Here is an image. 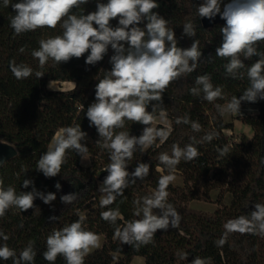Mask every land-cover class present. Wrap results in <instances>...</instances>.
<instances>
[{
	"label": "clouds",
	"instance_id": "obj_1",
	"mask_svg": "<svg viewBox=\"0 0 264 264\" xmlns=\"http://www.w3.org/2000/svg\"><path fill=\"white\" fill-rule=\"evenodd\" d=\"M89 0H3V7H11L15 15L9 18V26L14 36L37 29H56L59 25L62 34L41 38L38 48L31 50V56L43 69L51 60L53 66L69 62L72 58L84 57L85 64L95 66L108 54L109 47L113 54L109 58L110 70L103 69V77H94V102L89 104L84 113L89 127H94L98 134L95 145L107 152L108 163L103 172L107 175L99 184L97 191L101 194L99 206L106 209L100 212V218L108 222L114 230V239L120 244H128L139 249L154 244L157 230L167 231L170 227L180 229L182 215L169 202V185L176 180L177 166L191 162L200 155L197 145L211 143L219 137V132H207L196 140L181 147L173 143L171 154H159V162L167 170L157 180L155 190L132 201V215L136 219L118 223L122 218L120 208L111 207L118 198L120 203L127 200L125 190L145 180L150 174L149 163L137 161L134 170L129 171L130 162L136 152H143L153 146L157 140L161 143L168 140L171 128L156 127L157 115L166 118L163 105V94L174 81L186 74L194 72L202 58L200 42L193 39L190 47L181 48L169 20L155 9H159L157 0H97L96 10L84 14L83 5ZM74 9L76 11H74ZM199 18L214 20L217 15L225 21L220 27L222 37L220 45L215 49V57L226 61L223 67L225 76L231 79H247L248 86L242 95L227 99L222 85H214L210 74L198 75L189 92L202 101L213 103L227 100L226 104L215 103L218 114L240 115L242 102L256 103L264 100V51L260 50V42H264V0H201L196 5ZM117 20L115 27L110 21ZM140 25H143L141 27ZM193 22L183 25L182 37H195ZM26 46L18 49L24 53ZM254 63L246 65L245 60ZM212 55L209 56L211 61ZM8 68L17 80H25L35 75L37 79L45 74L34 70L26 63L10 60ZM155 102V103H153ZM149 108L151 110L149 111ZM126 121L143 125L139 136L128 131H117L125 127ZM176 124L190 125L193 132L202 131V125L192 120L188 114L177 117ZM88 133L80 124L59 128L47 150L43 152L37 163L36 171L46 178L60 174L62 165L67 163V154L74 151L81 161H88ZM219 157L226 156L230 148L217 147ZM6 161H0V166ZM26 174L28 170L22 169ZM19 176V173H17ZM55 188L61 190L57 182ZM22 187L31 191H19L12 185L5 187L0 177V218L8 211L17 209L21 213L37 208L34 201L39 198L44 204L51 205L57 199L53 192H41L36 189L32 179H23ZM79 193L73 192L60 196L65 205L73 204ZM252 211L228 219L223 227L224 233L214 243L223 247L227 236L232 233L255 235L264 238V203H254ZM156 210H159L158 212ZM78 219L61 228L53 229L46 238V250L42 253L45 261L55 264L58 256H62L65 264H85V258L93 250L100 248V235L87 229L86 215L77 212ZM50 221L58 220L50 216ZM23 227V224L20 225ZM10 237L0 231V261L11 260L12 264H35L37 251L35 241L29 240L19 253L9 247ZM179 261H187L188 252L177 250ZM191 264H212L211 257L195 256Z\"/></svg>",
	"mask_w": 264,
	"mask_h": 264
},
{
	"label": "trees",
	"instance_id": "obj_2",
	"mask_svg": "<svg viewBox=\"0 0 264 264\" xmlns=\"http://www.w3.org/2000/svg\"><path fill=\"white\" fill-rule=\"evenodd\" d=\"M96 2L97 0H89L88 4L83 5L84 14L95 11ZM101 2L107 3V0ZM157 2L160 7L154 11L169 20L168 26L174 29L178 46L188 48L193 39L198 40L203 55L194 72L182 76L165 90L162 99L167 115L164 119H167L169 125L155 122L154 126L171 128V135L167 141L161 143L157 140L153 146L134 154L128 170L133 171L137 161H142L151 165L150 174L145 180L137 181L125 190L127 200L120 203L118 198L111 206L120 208L122 218L118 223L123 225L128 220L136 219L132 215V201L151 194L156 188L158 178L167 174V170L159 162L160 153L171 154L173 143L183 147L191 142L190 138L200 140L207 132L217 131L219 137L211 143L197 145L199 157L191 162L181 161L177 166L176 174L182 177V184L169 185L168 199L182 215L180 229L170 227L167 231L157 230L154 244L136 249L114 239L113 227L100 218V212L106 209L99 206L101 194L97 189L107 175L102 170L108 163V155L95 145L98 134L94 127H89L84 114L89 104L94 102L95 85L98 83L94 77L99 72L102 78L103 69H111L108 61L113 51L109 47L108 54L95 66L85 64L88 55L85 53L84 57L72 58L69 62L55 66L50 60L40 69L38 61L31 56V50L39 47V39L62 34V30L58 25L56 29H37L14 36L13 29L9 26V18L15 13L10 6L3 7V0H0V140L13 144L17 150L1 166L0 177H3L5 187L12 185L17 192L31 191V187H22V181L32 179L37 190L53 192L57 196L51 205L44 204L37 198L34 201L37 208L23 213L12 209L0 218V231L10 237L7 243L17 253L30 239L35 241V264H49L42 255L46 250L47 236L53 229L77 220V212L86 215L84 226L87 229L104 237L100 248L93 250L85 258V264H128L134 255L142 256L145 264H191L195 256L211 257L212 264H264V238L232 233L227 236V243L223 247H217L214 243L224 233L223 225L228 219L254 210V203H264V100L256 103L242 102V106L255 108L254 112L239 116V120L253 129L251 137L233 140L226 135L225 130L231 127V122L225 121L218 114L214 104L222 105L227 100L208 103L189 92L194 86L196 76L205 73L210 74L214 85L223 86L227 99L233 95L239 98L248 86L246 78L240 80L226 77L223 67L226 61L215 57V49L222 40L220 27L225 21L219 16L213 24L204 26L196 13V5L201 0ZM227 2L228 0H224V3ZM188 21L195 26V37H182L183 25ZM110 23L115 27L117 20ZM22 46H26L24 53L18 51ZM260 50L264 51V42H260ZM13 59L17 63L28 64L34 70H41L45 75L40 79L33 75L25 80H17L8 68L9 61ZM256 59L257 57H253L244 63L250 65ZM55 81H71L75 85L66 90L49 88L48 84ZM186 114L202 125V131L193 132L190 125L175 123L177 117ZM75 124H80L82 130L88 133L89 163L83 165L80 156L69 151L67 163L62 165L60 174L52 178L44 177L36 171L40 155L47 150L59 128ZM143 127L126 121L125 127L117 131H128L131 135L139 136ZM225 145L229 146L230 151L221 158L216 149ZM24 168L28 170L26 174L22 171ZM57 182L62 186L59 191L54 186ZM212 189H217L218 203L213 211L192 209L188 206L191 200L211 201ZM73 192L79 193V198L73 204L65 205L60 201L61 195ZM225 193L231 194L229 203L221 202ZM50 216H56L58 220L50 221ZM21 224L23 227H20ZM177 250L189 253L187 261L177 259ZM0 264L12 262L0 261ZM55 264H65L63 257L58 256Z\"/></svg>",
	"mask_w": 264,
	"mask_h": 264
},
{
	"label": "rangeland",
	"instance_id": "obj_3",
	"mask_svg": "<svg viewBox=\"0 0 264 264\" xmlns=\"http://www.w3.org/2000/svg\"><path fill=\"white\" fill-rule=\"evenodd\" d=\"M74 85L75 83L71 81H63V82L55 81V82H50L48 84V87L52 89L66 90V89H70L74 87ZM254 111H255V108L253 106H248V105L242 106L241 104L240 115H232V114L226 113L222 118L225 121L231 122V127L225 130L226 135L231 137L233 140H239L241 137H246V138L251 137L253 129H251L250 125L239 120V116L249 113V112H254ZM155 122H160V123H164L165 125H169V122L167 121V119H161L160 117H157ZM81 163L83 165H87L89 163V160L84 161V162L81 161ZM173 183L182 184V177L176 174V180ZM210 195L212 199L211 201L191 200L189 201L188 206L192 209L213 211L218 205L217 200H216L217 189H212L210 192ZM230 199H231V194L225 193L221 202L229 203ZM100 238H101V243H102L103 238H104L102 234H100ZM128 264H145V262L142 256L134 255L131 257Z\"/></svg>",
	"mask_w": 264,
	"mask_h": 264
},
{
	"label": "water",
	"instance_id": "obj_4",
	"mask_svg": "<svg viewBox=\"0 0 264 264\" xmlns=\"http://www.w3.org/2000/svg\"><path fill=\"white\" fill-rule=\"evenodd\" d=\"M219 15L216 16L214 20H209L207 18H201V22L204 26H209L213 24ZM17 150L15 146L5 140H0V161H7L16 154ZM1 168V166H0Z\"/></svg>",
	"mask_w": 264,
	"mask_h": 264
}]
</instances>
